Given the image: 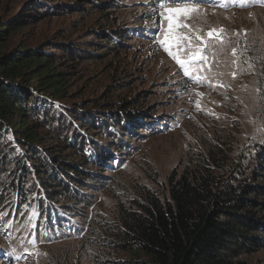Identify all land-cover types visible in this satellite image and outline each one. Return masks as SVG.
<instances>
[{
  "label": "rangeland",
  "instance_id": "374dc122",
  "mask_svg": "<svg viewBox=\"0 0 264 264\" xmlns=\"http://www.w3.org/2000/svg\"><path fill=\"white\" fill-rule=\"evenodd\" d=\"M28 1L31 0H0V28L22 10L25 12L23 19L30 20L25 28L9 33L4 42L5 52L55 47L53 42L71 44L86 56L79 55L73 68L65 70L66 67L61 66L65 72H70L68 76L73 82L71 107L105 110L120 107L121 101H129L127 108L138 111L134 119L141 133L129 131V135H124L125 145L117 143L114 136L107 139L109 137L104 134V138H98L97 143L102 145L96 150L99 158L111 159L88 166H98L107 177L97 183L99 186L93 191L95 199L86 217L69 215V207L65 205L67 199H47L55 206L57 213L53 217L57 222L53 228L45 227L42 224L46 217L39 220L46 211L38 205L45 194L39 191L29 195L27 203H21L23 211H0V264H106L108 258L125 260L130 257L128 252L122 247L105 248L104 238H101L102 228L115 224L121 206L130 207L133 200H141L148 192L169 195L171 173L177 169V173L182 174L193 164L190 159L193 155L202 153L210 159V150L223 151L224 156L219 153L216 156L224 160L225 168L229 169L264 146L260 142L264 133H256V128L264 124V99H261L264 97V3L249 0L248 6L226 8L200 3V8L204 9L203 19L187 21L205 32L227 30L224 40L231 43L215 51L220 53L219 71L225 73L220 82L230 84L231 88L219 90L206 84L197 85L184 76L180 66L163 48H158L154 37L162 36L157 32L160 17L151 15L157 8L154 0H107L116 5L108 14L110 22H107V15L93 8L69 13L58 9L59 4L76 0H38L49 3L59 13L51 11L47 17H30L28 13L32 11L27 7ZM168 6L176 5L169 3ZM94 29H120L126 37L116 34L121 36V47L109 52L107 43L102 42L108 33L99 39ZM243 30H247L246 36L233 35ZM245 44L248 46L246 55L252 58L250 62L254 67L233 79L228 73L239 70L231 64L230 49ZM240 60L241 67L246 69L244 57ZM135 100L139 101L133 103ZM252 120L256 123L249 122ZM118 126L122 133L123 126ZM254 134L256 139H252ZM0 179L6 176L0 173ZM26 182L29 187L31 181ZM67 218L76 220L77 224ZM13 249L15 252L7 255ZM36 252L40 255H34ZM16 255L22 258L16 260ZM247 258L252 263L264 260V249Z\"/></svg>",
  "mask_w": 264,
  "mask_h": 264
},
{
  "label": "trees",
  "instance_id": "16d2710c",
  "mask_svg": "<svg viewBox=\"0 0 264 264\" xmlns=\"http://www.w3.org/2000/svg\"><path fill=\"white\" fill-rule=\"evenodd\" d=\"M65 3L58 9L69 13L93 8L107 17L116 6L107 0ZM26 4L30 17L59 13L49 3L31 0ZM24 13L0 28V173L6 176L0 179V211H23L21 203L39 191L45 197L38 205L46 211L39 222L44 216L42 225L53 228L57 211L47 199H67V213L84 218L97 183L107 177L98 166L88 167L111 159L99 158L98 138L114 136L125 145L124 135L141 131L134 119L138 111L127 108L129 101L105 110L71 107L73 82L65 70L73 68L79 55L86 57L71 44L53 42L55 47L5 52L9 33L30 21L23 19ZM94 31L99 39L108 33L102 42L109 52L121 47V36L116 34L125 36L120 29ZM118 125L124 128L122 133ZM209 152L210 159L202 153L193 155V164L182 174L177 169L171 173L169 195L148 192L130 207L121 206L115 224L105 225L101 238L105 248L122 247L130 257L108 258L106 264H264V260L252 263L247 258L264 249V146L229 169L216 156H224L223 151ZM26 181H31L29 187ZM59 232L64 234L62 229Z\"/></svg>",
  "mask_w": 264,
  "mask_h": 264
},
{
  "label": "snow or ice",
  "instance_id": "6c2138e0",
  "mask_svg": "<svg viewBox=\"0 0 264 264\" xmlns=\"http://www.w3.org/2000/svg\"><path fill=\"white\" fill-rule=\"evenodd\" d=\"M154 2L157 4V8L152 10L151 15H158L160 17V23L157 24V32L162 36V38L154 37L158 48H163L180 66L184 76L194 81L197 85L202 86L206 84L210 88L219 90L231 88L230 84L220 82V78L225 73L219 71L221 62L218 60V56L220 53L215 51L216 48L223 49L226 43H231L230 41L224 40V36L227 35V30L220 28L205 32L199 26L188 23L187 21L203 19L204 9L200 8V3H209L221 8L234 5L244 7L248 6L249 0H154ZM169 3H174L176 6L169 7ZM251 3H264V0H251ZM241 34L246 36L247 30H243V33H233L235 36H240ZM247 51V44L243 47L238 45L230 49L232 57L231 64L234 69L239 70L228 73L233 79L238 74L253 69L254 65L250 62L252 58L246 55ZM242 56L244 57L243 63L247 64L246 69L241 67L240 58ZM197 94L200 96L204 95V93ZM224 94L227 98V93L224 92ZM261 99H264V97ZM196 105L197 108L200 107L199 100L196 101ZM249 122L256 123L255 120ZM256 133H264V124L256 128ZM252 139H256L255 134L252 136ZM260 142L264 143V139ZM35 214L34 212L33 215ZM4 215L7 214L5 213ZM32 243L35 244V241ZM14 252L15 249L7 253V255L11 256ZM34 255L38 256L40 253L36 252ZM21 258V255L15 256L16 260H20Z\"/></svg>",
  "mask_w": 264,
  "mask_h": 264
}]
</instances>
